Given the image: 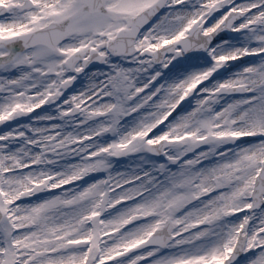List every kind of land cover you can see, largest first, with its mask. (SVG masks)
<instances>
[{"label":"snow or ice","instance_id":"1","mask_svg":"<svg viewBox=\"0 0 264 264\" xmlns=\"http://www.w3.org/2000/svg\"><path fill=\"white\" fill-rule=\"evenodd\" d=\"M0 264H264V0H0Z\"/></svg>","mask_w":264,"mask_h":264}]
</instances>
